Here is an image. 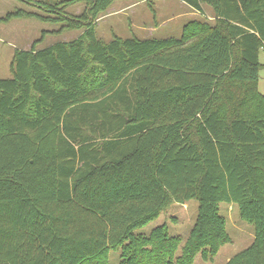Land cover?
I'll return each mask as SVG.
<instances>
[{"label":"trees","instance_id":"16d2710c","mask_svg":"<svg viewBox=\"0 0 264 264\" xmlns=\"http://www.w3.org/2000/svg\"><path fill=\"white\" fill-rule=\"evenodd\" d=\"M115 1L0 18L84 29L17 50L12 77L0 79V264H108L112 249L120 264L208 261L231 242L222 203L255 227L226 264H264V0H182L207 4L215 22L181 38L105 43L96 20ZM79 2L82 15L64 12ZM192 200L181 256L167 225L137 234Z\"/></svg>","mask_w":264,"mask_h":264},{"label":"rangeland","instance_id":"374dc122","mask_svg":"<svg viewBox=\"0 0 264 264\" xmlns=\"http://www.w3.org/2000/svg\"><path fill=\"white\" fill-rule=\"evenodd\" d=\"M64 0H0V18L17 9H24L43 16H53L46 11L47 6L62 7ZM202 12L194 9L182 0H116L96 20L97 37L105 43L115 37L122 39L137 37L140 39L181 38L186 27L215 22L213 9L203 4ZM87 9L85 2L67 7V15L78 17ZM66 23H47L36 18L13 19L0 23V79L12 77V63L17 50L46 48L57 42H69L79 38L84 29L64 28ZM261 70L258 90L264 95V51L260 54ZM96 74H92L91 78ZM199 203L196 200L185 204L171 203L160 216L137 234L148 236L158 226L167 225L172 236H179L182 242L176 253L182 255L191 230L194 226ZM221 214L227 220V230L231 242L222 246L211 260H204L198 254L193 264H226L233 256L248 248L255 240V227L244 221L235 204L222 203ZM121 249H112L108 264H120Z\"/></svg>","mask_w":264,"mask_h":264}]
</instances>
